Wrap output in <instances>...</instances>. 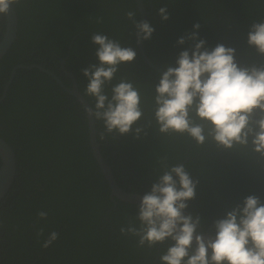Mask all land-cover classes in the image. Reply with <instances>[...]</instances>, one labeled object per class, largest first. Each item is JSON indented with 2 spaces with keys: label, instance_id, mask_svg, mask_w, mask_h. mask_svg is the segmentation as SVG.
Wrapping results in <instances>:
<instances>
[{
  "label": "trees",
  "instance_id": "obj_1",
  "mask_svg": "<svg viewBox=\"0 0 264 264\" xmlns=\"http://www.w3.org/2000/svg\"><path fill=\"white\" fill-rule=\"evenodd\" d=\"M142 1L148 12L145 21L154 31L141 43L160 68L175 67L178 54L191 50L196 41L187 36L193 31L197 39L206 41L204 47L209 50L218 43L235 48L241 65L264 63V57L247 44L250 25L264 20V0ZM164 6L167 20L157 11ZM14 7L16 38L0 58V94L13 67L40 64L36 59L70 87L59 63L66 57L65 67L93 106L94 98L85 95L88 81L81 69L98 63V45L91 42L92 33L106 34L119 40L122 47L133 48L136 57L119 65L116 78L105 91L110 95L111 86L121 78L132 81L140 90L144 110L138 124L152 121L139 139L131 132L106 133V141L101 139L102 122L94 121L100 152L118 184L128 190L127 180H119L120 159L127 160L129 168L136 171L130 187L133 191L137 187L141 194L156 182L162 157H167L169 165L179 162L198 181L195 198L187 201L184 211L199 215L201 226L208 225L211 230L215 219L248 195L264 202V159L258 155L219 150L211 144L198 147L186 135L157 131L152 98L161 73L143 62L135 45L136 28L125 16L134 10L138 21L133 0H19ZM194 23L200 24L199 29L193 28ZM5 26V16H0V39ZM182 36L185 43L178 44ZM0 100V137L15 155L14 178L0 200V264H161L159 256L169 241L151 248L138 247L137 237L120 232L129 223L139 225L138 204L110 197L90 150L83 106L38 67L16 68ZM110 149L117 155L113 156ZM40 211L47 212L46 219L38 218ZM38 228L44 229V237H37ZM51 231L58 232L59 237L44 248L42 241Z\"/></svg>",
  "mask_w": 264,
  "mask_h": 264
},
{
  "label": "clouds",
  "instance_id": "obj_2",
  "mask_svg": "<svg viewBox=\"0 0 264 264\" xmlns=\"http://www.w3.org/2000/svg\"><path fill=\"white\" fill-rule=\"evenodd\" d=\"M17 3L19 0H0V16L8 15ZM157 11L161 19H168L166 6ZM125 16L140 40L151 37L154 28L149 22L135 20L134 10ZM199 27V23L193 24L194 29ZM197 35L195 31L188 34L187 39L196 41L191 50L178 54L175 67L165 66L153 86L152 112L157 131L169 136L186 135L198 147L211 144L219 150L264 159V63L241 65L235 58V48L218 43L209 50ZM185 40L179 37L177 43L184 44ZM91 42L98 45V63L81 71L88 81L85 95L94 98V105L85 106L84 112L102 122L101 139L106 133L130 132L139 139L152 123L138 124L144 116L139 88L121 78L111 86L110 95L105 91L116 78L119 65L132 62L136 51L98 32L92 33ZM247 44L264 57V20L250 25ZM158 172L150 191L140 197L136 215L139 225L121 227L122 235L137 237L138 247L151 248L169 241L159 256L161 264H264V202L258 196L248 195L222 218L215 219L213 234L205 236L198 231L201 217L184 211L187 201L195 198L198 181L183 164L169 165L167 157L160 159ZM37 216L46 219L47 212L40 211ZM36 235L44 237V229L38 228ZM58 237V232H49L41 246L49 247Z\"/></svg>",
  "mask_w": 264,
  "mask_h": 264
},
{
  "label": "water",
  "instance_id": "obj_3",
  "mask_svg": "<svg viewBox=\"0 0 264 264\" xmlns=\"http://www.w3.org/2000/svg\"><path fill=\"white\" fill-rule=\"evenodd\" d=\"M133 1L135 2V5L137 7V12L139 13L138 21H145L147 17V11L145 10L143 1L142 0H133ZM17 22H18V17H17L15 7L13 5L12 9L10 8L8 15L5 16L6 26H5L3 35L0 39V58H2L6 54V52L10 49V46L13 40L16 38ZM135 45L138 49L141 59L143 60L145 64H147L153 70L160 72V73H162L165 70V69L160 68L157 64H155L150 59V57L147 55L141 43V40L139 39L137 35V29L135 30ZM64 62H66V57L62 58L61 66H62V70L71 79L70 87L65 86L57 75L53 74L51 71H48V69L42 68L38 64H31L28 66H25L23 64H18L14 67L12 74L9 77V80L6 82V84L3 87V95H5L6 93L8 85L10 83V79L14 75L16 68L18 67H26V68L38 67L41 70L51 74L55 78L56 82L65 91H67L70 95H72L75 98V101L79 102L83 106V108L85 106H90L88 100L79 91L77 84H76V79H75L74 74L69 72L67 69H65L63 65ZM86 120H87V126H88L90 150H91V153L95 161L97 162L99 166V170L104 175V178L108 184V187L110 189V197L113 196L122 201L139 204L140 197L143 194L126 191L121 188V186L118 184V181L116 180L113 174L111 166L109 165V163H107L104 156L100 152V149H99L100 144L98 143L97 138H96V128H95V122L93 118L89 117L86 114ZM14 174H15V155H14L13 149L6 140L0 137V200L10 188L13 178H14ZM204 234L205 236L212 235L209 233H204Z\"/></svg>",
  "mask_w": 264,
  "mask_h": 264
},
{
  "label": "flooded vegetation",
  "instance_id": "obj_4",
  "mask_svg": "<svg viewBox=\"0 0 264 264\" xmlns=\"http://www.w3.org/2000/svg\"><path fill=\"white\" fill-rule=\"evenodd\" d=\"M148 13V12H147ZM70 48V47H69ZM38 62H40V64H38L39 66H41L42 68H44L43 66H42V61L41 60H38V59H36ZM61 58H60V60H59V63H60V69H61V71H62V74H64L65 75V77L66 78H68L69 80H70V82H71V79H70V77L69 76H67V74L62 70V66H61ZM64 67H65V62H64ZM13 69H14V67H13ZM45 69H46V67H45ZM65 69H67L66 67H65ZM41 70V69H40ZM68 70V69H67ZM41 71H43V70H41ZM48 71H50V70H48ZM69 72H71L70 70H68ZM44 72V71H43ZM52 72V71H51ZM53 73V72H52ZM72 73V72H71ZM11 74H12V72H11ZM47 74H49V73H47ZM54 74V73H53ZM50 76H52L51 74H49ZM53 77V76H52ZM54 78V77H53ZM55 79V78H54ZM61 80V79H60ZM56 81V80H55ZM62 81V80H61ZM63 83V82H62ZM60 86V85H59ZM66 86V85H65ZM61 87V86H60ZM62 88V87H61ZM63 89V88H62ZM64 90V89H63ZM65 91V90H64ZM67 92V91H66ZM68 93V92H67ZM4 96L5 95H3V92L0 94V98H4ZM1 101V100H0ZM102 140H104V141H106V135H105V137L102 139ZM103 145H105V143H103ZM110 152L112 153V155L113 156H116L117 155V152L115 151V150H113V149H110ZM121 156H122V154H121ZM123 158H125V160L126 159H128L126 156H124L123 155ZM186 161V159L184 160V161H182L183 163ZM120 163H118V168H119V175L121 176V178L119 179L120 181H124V180H127V189L128 190H126V191H130V192H135V193H137L136 191L138 190V188L137 187H135L134 188V191H133V189H131V187H130V185L132 184L131 182L135 179L133 176L134 175H136V171H134V169H132V168H129V166H130V164L128 163V161L126 160V162L125 161H123L122 159H120V161H119ZM115 163L113 162V164L112 165H114ZM111 169H112V167H111ZM113 171V170H112ZM120 185V184H119ZM122 188V187H121ZM123 189V188H122ZM125 190V189H124ZM126 202V201H125ZM210 227H208V225L206 226V228H204L203 226H201L200 225V228L198 229V231H203L204 233H209V234H213V230H211V229H209Z\"/></svg>",
  "mask_w": 264,
  "mask_h": 264
}]
</instances>
